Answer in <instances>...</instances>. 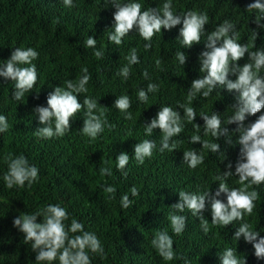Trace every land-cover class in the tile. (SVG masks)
<instances>
[{
	"label": "trees",
	"instance_id": "16d2710c",
	"mask_svg": "<svg viewBox=\"0 0 264 264\" xmlns=\"http://www.w3.org/2000/svg\"><path fill=\"white\" fill-rule=\"evenodd\" d=\"M118 2L140 3L142 11L156 8L162 14L163 4L168 0ZM253 2L255 0H171L172 10L177 15L187 11L206 14L209 17L206 34L226 20L231 22L240 34L237 42L248 44L249 51L264 48V28H258L254 22L260 14L257 10H246ZM114 12L110 0H73L71 7L65 6L63 0H0V64L10 58L15 48H33L39 54L32 62L38 73L37 83L21 101L13 99L15 82L0 77V115L7 118L9 125L6 132L0 133V264H37V253L30 243H24V234L13 226V220L22 213L34 214L57 204L68 212L67 225L75 218L84 225V231L94 233L100 241L104 252L89 253L91 264H221L220 257L228 248L236 249L238 258H245L246 264H264V259L255 257L252 245L245 243L243 237L238 241L233 238L242 223L249 224L264 237V184L248 188L257 191L259 198L254 202L253 213L245 214L243 220L226 227L213 225L210 203H206L203 217L208 221L207 232L187 209L177 213L187 217L184 231L176 235L171 228L169 217L175 210L170 207L179 201V192L203 194L209 190L214 194L220 183L215 177L227 170L229 162L234 173L239 159L236 125H226L228 117L234 114L231 106L236 103L238 94L218 88L208 97L202 95V90L189 98L192 82L205 75L200 72L199 62L200 53L205 50V37L200 44L185 48L179 36L181 24L171 30L161 29V34L156 33L151 39L149 49L144 47L149 41L136 30L130 31L122 38V43L116 45L109 40L114 31ZM260 23L264 25V20ZM252 31L258 33L255 41ZM88 37L97 40L94 48L86 45ZM132 49H136L139 63L129 65L127 57ZM96 51H102L103 57L97 58ZM178 52L187 57L183 66L177 59ZM247 62L246 54L237 64L243 67ZM126 66L130 67L127 78L119 74ZM85 68L90 80L87 91L80 93L78 100L82 104L87 97L98 102L94 114L106 120L104 131L96 139L83 134L87 110L84 108L73 117L70 132L64 136L45 139L35 135L43 125L39 124L33 109L47 107L48 95L55 87H66L69 80L78 83ZM259 74L264 76V69ZM229 79L235 81L236 76L230 75ZM149 84L156 85L157 91L149 92L147 101H141L138 92L147 91ZM125 95L131 101L127 110L131 119H125V113L114 105L117 98ZM165 106L180 113L183 131L170 140V147L175 144V150L161 152L163 134L154 129L148 136L144 126ZM186 107L196 110L193 122L184 115ZM213 112L221 116L222 126L228 128L232 145L226 143L225 137L215 141L210 133L205 134L201 116H211ZM261 114L264 110L249 116L245 124L255 122ZM194 124L200 126L199 132ZM193 135H199L201 143L192 144ZM146 139L155 141L156 148L151 158L139 164L134 147ZM205 141L218 143L226 159L223 160L220 153L203 148ZM191 149L204 156L203 163L195 169L183 161V153ZM122 152L130 159L120 170L115 159ZM19 155L39 169L38 180L31 187L25 184L9 189L3 179L8 171L7 157ZM101 168H110L112 175H101ZM226 183L230 189L244 187L237 176L228 178ZM109 186L116 189L114 194L105 191ZM132 187L139 190L138 195H131ZM125 194L133 201L127 209L120 203ZM219 199L226 203L224 194ZM41 221L42 217H38L37 222ZM164 230L174 242L172 261L160 257L152 245L157 231Z\"/></svg>",
	"mask_w": 264,
	"mask_h": 264
},
{
	"label": "clouds",
	"instance_id": "9594fccd",
	"mask_svg": "<svg viewBox=\"0 0 264 264\" xmlns=\"http://www.w3.org/2000/svg\"><path fill=\"white\" fill-rule=\"evenodd\" d=\"M115 8L114 12V31L109 35V40L116 45L122 43V38L127 36L130 31L136 30L145 40L149 41L144 45L145 49L151 48V39L156 33L161 34V29L171 30L177 25H181L180 39L185 48L200 44L201 38L205 37V50L200 53V72L205 73L202 78L195 79L191 84L189 98L195 97L202 90V95L208 97L214 90L225 88L229 93H237L236 103L231 106L234 114L228 117L227 124H235V132L239 134L236 141L240 145L239 159L235 165V172L231 171V162L226 164V171L219 173L215 179L220 181L218 189L214 194L209 190L203 194L180 191L179 201L170 208L175 211L170 214V224L172 231L180 235L185 227L187 217L177 213H183L185 209L196 216L201 227L205 232L208 230V221L203 217L206 203H210L211 223L213 225L228 226L234 221L243 220L245 214L251 215L256 207L255 201L259 198L257 191H249L251 185L259 186L264 184V114L258 116L255 122L245 124L249 116H255L264 110V76L259 73L264 69V48L249 51L248 44L238 43L239 32L235 26L224 21L211 33H205V26L209 23V17L204 13L187 11L183 15H177L172 10L171 0L165 2L161 11L156 8H148L142 11L140 3L130 2L121 4L118 0H110ZM65 6L71 7L73 0H63ZM247 11L257 10L260 14L254 22L258 28H264L260 23L264 20V2L255 0L247 6ZM253 40L257 39L258 33L252 31ZM97 40L88 37L86 45L94 48ZM253 47L255 45L253 44ZM247 54L249 62L243 67L238 66L237 61L243 59ZM38 52L33 48H15L10 58L0 64V77L5 80L14 81L15 91L13 99L21 101L26 93H30L37 83L38 73L35 64L32 62L38 58ZM97 58L103 57L102 51H96ZM129 65L139 63L136 49H132L127 57ZM177 59L183 66L187 57L183 52L177 53ZM156 64L159 66L160 61ZM78 83L71 80L66 81V87H55L47 98V107L37 106L33 109L38 116V122L43 127L35 131V135L45 139L52 137H62L70 132L71 121L82 109L86 108L82 132L92 139H96L104 131L106 120H102L101 115L94 114L98 102L94 99L84 98L81 104L78 100L80 93L86 92V85L90 80L87 69ZM130 73V67L126 66L120 71V75L125 78ZM230 75L236 76L235 81L229 79ZM147 77V71L144 72ZM157 91V86L149 84L147 91L141 89L138 97L141 101H147L148 93ZM115 107L125 113V119H131V113L127 110L131 107L130 98L125 95L117 98ZM105 111L107 108L100 106ZM181 107H184L181 105ZM184 115L187 120L193 122L196 118V110L193 107L184 108ZM204 121L205 134L210 133L215 141L221 137L226 138V143L232 145L231 136L228 128L222 126L221 116L215 112L211 116L202 115ZM54 122V127H53ZM111 127V126H109ZM197 132L200 126L194 124ZM9 129L7 118L0 115V133ZM148 136L153 134L154 129H159L163 134L160 151L165 149L175 150V144L170 147V140L178 136L183 131L182 117L178 111L165 106L157 113L155 119L144 126ZM192 144L201 143L199 135H193L190 139ZM203 148L210 149L213 153H220L223 160L226 156L220 151V145L216 142H203ZM156 143L146 139L134 147V156L139 164H143L146 158H151ZM8 171L3 179L6 186L11 189L13 186L28 187L38 180L39 169L30 165L27 158L23 155L7 157ZM129 155L121 153L116 157L117 168L123 170L129 163ZM203 154H198L195 149L183 153V161L190 168L195 169L202 164ZM222 160V161H223ZM101 175H112L110 168H101ZM127 176V172L123 173ZM237 176L243 188L230 189L226 183L228 178ZM248 182V183H246ZM105 191L114 194L116 189L112 186L106 187ZM138 189L132 187L131 195H138ZM221 194L226 196V203L219 199ZM120 203L127 209L132 206L133 201L127 194L121 197ZM42 217L41 222L37 218ZM69 215L65 208L57 205H48L42 211L34 214L22 213L13 220V226L24 234V243L31 244V249L37 253L36 262H47L52 264L59 261V264H91L89 253L102 254L104 249L94 233L84 231V225L75 218L68 221ZM79 233V235H70ZM243 237L245 243L251 244L254 255L257 259H264V237H260L258 231H253L247 223H242L234 233L233 238L238 241ZM173 240L166 230L157 231L152 240L153 247L157 250L160 257L166 261L175 258L173 251ZM221 264H246V259L238 258L236 249L228 248L220 257Z\"/></svg>",
	"mask_w": 264,
	"mask_h": 264
}]
</instances>
